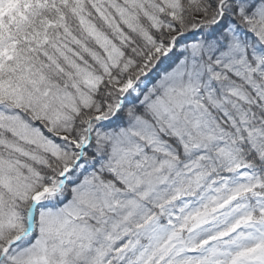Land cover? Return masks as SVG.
<instances>
[{
	"label": "snow or ice",
	"instance_id": "obj_1",
	"mask_svg": "<svg viewBox=\"0 0 264 264\" xmlns=\"http://www.w3.org/2000/svg\"><path fill=\"white\" fill-rule=\"evenodd\" d=\"M0 264H264V0H0Z\"/></svg>",
	"mask_w": 264,
	"mask_h": 264
}]
</instances>
